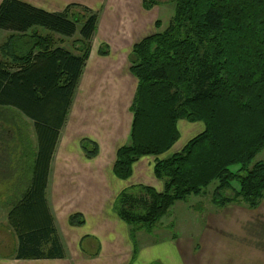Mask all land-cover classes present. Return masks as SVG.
Listing matches in <instances>:
<instances>
[{
	"label": "trees",
	"instance_id": "16d2710c",
	"mask_svg": "<svg viewBox=\"0 0 264 264\" xmlns=\"http://www.w3.org/2000/svg\"><path fill=\"white\" fill-rule=\"evenodd\" d=\"M172 1L168 27L140 41L129 55L137 88L129 142L116 152L113 175L124 181L138 158L169 151L178 138V120L201 122L204 131L181 152L155 162L153 174L163 183L160 193L138 185L116 196L113 212L130 227L131 236L152 234L174 202L203 195L212 184L210 202L217 208L254 209L264 193V160L251 165L264 149V0ZM151 5L143 0L145 9ZM71 7L54 14L18 0L0 1V31L10 33L0 47V122H10L24 147L17 161L25 170L19 185L24 190L14 192L8 214L19 240L17 260L63 257L44 191L97 20L86 8L69 15ZM38 28L48 34L40 36ZM77 29L72 51L58 45ZM3 134L1 144L16 149L18 140L8 130ZM80 147L88 159L97 153L87 139ZM82 223L79 214L69 217L72 226Z\"/></svg>",
	"mask_w": 264,
	"mask_h": 264
},
{
	"label": "crops",
	"instance_id": "0c3cea01",
	"mask_svg": "<svg viewBox=\"0 0 264 264\" xmlns=\"http://www.w3.org/2000/svg\"><path fill=\"white\" fill-rule=\"evenodd\" d=\"M18 1L54 14L71 6L69 15L86 8L96 14L97 20L88 57L49 162L44 191L45 207L63 257L17 260L14 252L19 240L15 234V244H10L6 254L0 253V264H264V193L254 209L235 204L217 208L210 202L212 208L206 210L193 232L163 236L159 242L141 238V232L131 236L130 227L113 212L116 196L126 188L141 185L160 193L163 183L153 174L155 162L181 152L204 131L201 122L178 120V138L169 151L159 157L138 158L124 181L113 175L116 152L129 142L130 108L137 88L129 55L140 41L168 27L173 1L150 0L153 5L148 9L143 0ZM83 139L97 147L91 159L81 150ZM33 140L31 145L36 150ZM5 179L0 180V193L7 198L13 182ZM0 208L5 212L3 223L9 226L11 203L2 198ZM74 214L81 216V226L69 224ZM155 231L146 235L152 236ZM42 247L45 254L48 245Z\"/></svg>",
	"mask_w": 264,
	"mask_h": 264
},
{
	"label": "rangeland",
	"instance_id": "374dc122",
	"mask_svg": "<svg viewBox=\"0 0 264 264\" xmlns=\"http://www.w3.org/2000/svg\"><path fill=\"white\" fill-rule=\"evenodd\" d=\"M173 8V5H172ZM173 13V11H172ZM80 25H77V28H79ZM40 33L37 30V33L40 36H45L47 35L48 31H46L45 29L42 28H38ZM44 34V35H43ZM9 36H7L5 33L0 31V47L5 44L7 38ZM78 38V29L77 32L75 33V35L72 38H65L62 41V44H58L60 45V47L68 50V51H72L73 47H72V42ZM54 39L56 38V35H54ZM25 43L21 42L20 47H21V51L23 50V45ZM0 59H2V55L0 53ZM15 114L13 113V116ZM6 117H8V115H6ZM6 119H9L6 118ZM9 122V120H8ZM1 125V122H0ZM28 130L30 131L29 133L32 134V130H31V126L30 124H28ZM18 126H21L20 123L18 122ZM8 130L10 132V137H14V141L20 139L19 135L17 132H15V128L12 129L10 122L6 123V124H2L0 126V180L1 179H5V177H9V181L13 182V184H11V186L9 185V189H11V194L8 193L9 197L5 198V194L2 195V193H0V200L2 198H4L5 202H10L11 204H13L14 200H12L13 196H15L14 193L16 192L19 187H18V183H20V181H24V175H25V170H23V166H21L17 161L20 159V154L24 151L23 147H21V144L23 142L22 140H18L16 142V145H18V147L16 149H13V144H1V138L4 136L3 132L5 130ZM196 133V132H194ZM30 142L34 141L33 135H30ZM14 150V152H12ZM12 158L14 159L16 165H12V164H8V159L12 160ZM264 160V149L259 152L255 158L253 159L251 165H253L256 162H260ZM7 162V164H6ZM236 167L232 168V171H236ZM27 170H26V174H27ZM15 187H12V186ZM215 184L210 185L206 190L205 193L203 195H198V196H189V198L187 199L186 202H174L173 205L170 207L169 212L167 215H165L164 217L161 218V220L159 221V227L155 228V233L152 236H147L146 233L141 232V234H143V236H141V238H146L149 241H151L153 239V241H161L163 236H170L174 233H181V232H188L191 231L193 232L194 228H195V224L197 222H199L202 218L205 217V212L206 210L210 207L212 208V205L210 203V195L213 191ZM234 187L236 188L237 185L234 184ZM2 191L1 186H0V192ZM13 193V194H12ZM7 195V196H8ZM239 206H244V205H239ZM246 209L247 207L244 206ZM249 209V208H248ZM200 211H203V213H199ZM5 219V212L2 210V208H0V253L6 254L7 250L11 248L12 244H15V234L16 232L13 230V228L9 225H5L3 223ZM158 230V231H157ZM11 244V245H10Z\"/></svg>",
	"mask_w": 264,
	"mask_h": 264
}]
</instances>
